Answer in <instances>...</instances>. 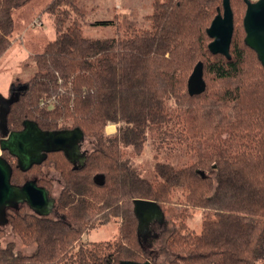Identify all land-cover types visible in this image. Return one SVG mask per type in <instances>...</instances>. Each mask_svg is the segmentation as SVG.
<instances>
[{
	"label": "trees",
	"instance_id": "16d2710c",
	"mask_svg": "<svg viewBox=\"0 0 264 264\" xmlns=\"http://www.w3.org/2000/svg\"><path fill=\"white\" fill-rule=\"evenodd\" d=\"M30 1L0 0V57L11 45L13 13ZM229 1L230 58L208 49L206 29L222 0H151L142 23L122 22L125 14L89 21L80 0L47 1L54 37L32 54L35 71L13 86L3 120L8 130L26 119L44 131L76 130L91 147L79 162L62 148L46 151L25 171L1 151L13 184L34 179L50 190L53 169L62 186L58 216L27 204L5 209L0 233L8 224L32 250L9 241L0 264H264V66L244 41L246 3ZM84 24L114 34L90 37ZM50 96L58 100L52 108L39 105ZM108 123L115 133H105ZM135 142L149 147L154 166L169 165L175 184L132 163ZM150 203L162 212L159 236L139 225ZM197 209L200 228L188 230L183 220ZM116 220L113 240H81Z\"/></svg>",
	"mask_w": 264,
	"mask_h": 264
},
{
	"label": "rangeland",
	"instance_id": "374dc122",
	"mask_svg": "<svg viewBox=\"0 0 264 264\" xmlns=\"http://www.w3.org/2000/svg\"><path fill=\"white\" fill-rule=\"evenodd\" d=\"M47 1L48 0H33L27 3L23 8L27 7L30 9V11L24 16L25 17L24 19L18 15L21 9H19L14 14V16L16 17L15 31L19 33H21L24 27L26 26L28 19H30V17L36 13L35 12L36 9L38 10L40 9L41 21L43 22L44 26H39L37 28H32V27L27 28L23 42L19 41L14 43V40L12 41L11 45L17 46L18 52L16 53V51L15 52L5 51L6 53L4 52L0 58V97L2 98V100H5V102L3 101L0 103V129H2L3 127V116H4L5 106L7 105V101L10 99L13 90L15 91L16 89L13 86H16L17 83L18 84L24 83L27 79H29L33 75L35 71V66L33 63L32 54L39 53L42 50V47L46 43V41L53 38L54 36L51 21L47 13L41 10L42 6H44V4ZM80 1L85 6V8L88 9L86 20L89 21L99 20V19H112L115 18L116 16L115 14H120V15L125 14V17H123V19L121 20L122 22L128 21V19L136 17L139 20V22L142 23L145 22L142 21L143 19H141L143 18V15L151 10V0H80ZM131 16H135V17H131ZM83 32L87 36L101 38V37L113 35L114 27L108 25L92 26V25L84 24ZM54 104L55 103H51L49 107L52 108ZM109 126L111 128L112 127L114 128L112 124ZM112 130L113 129L108 130L107 128H105V133L112 134ZM75 136L77 135L75 134ZM81 146L82 147L88 146L87 148L91 147V145L87 142V140L81 142ZM128 155L131 158L132 163L136 165L141 172L144 173L147 172L146 175L150 176V174L154 169L156 170V172L159 173V175H162L165 178H167L171 184H175V176L172 174L169 165L158 164L154 166V161L150 158V149L148 146H146L145 148L143 144H140L139 142H135L132 148H130L127 151V156ZM49 175L52 178V184L50 190L53 196L55 197L59 193L62 184L59 182L58 174L53 169L50 170ZM201 219H202V210L197 209L192 211V214L187 218H185L183 221L184 223H186V227L189 228L188 230L194 229L198 231L200 228ZM0 220H4L3 209L0 210ZM118 226H119V221L117 220L110 221L107 224H101L95 228H92L84 232L81 237V240L83 241L113 240V238H115L117 235ZM149 227H151L152 231L156 232L157 236H159L160 226L158 225V223H156L155 220L149 224ZM184 230L188 231L186 228ZM154 240L156 241H154L153 247L155 249H158L159 240L158 241L157 239ZM9 241H16V246L22 248L24 251L26 250V252H30L32 250L31 247H23L21 244H19L17 237L11 232L9 225L5 224L3 225V231H1L0 233V245L3 246ZM156 258L157 260L158 259L163 260L165 256L163 253H160L159 256Z\"/></svg>",
	"mask_w": 264,
	"mask_h": 264
},
{
	"label": "water",
	"instance_id": "95a60500",
	"mask_svg": "<svg viewBox=\"0 0 264 264\" xmlns=\"http://www.w3.org/2000/svg\"><path fill=\"white\" fill-rule=\"evenodd\" d=\"M246 3L243 16L245 30L244 41L254 48L258 58L264 66V0H244ZM223 9L217 8V13L212 19L206 32L211 40L208 49L211 53H221L230 58V41L233 31V14L229 0H222ZM202 68V62L197 63ZM67 131H44L34 121L26 119L20 130H8L3 120L0 129V210L3 209L5 223V209L16 208L19 204H27L30 209L39 215L53 213L58 216L55 209V198L49 189L40 185L34 179L26 180L22 185L11 182V165L1 156V151L7 150L16 158L17 165L22 170H27L33 163H40L46 151L63 148L67 140ZM41 154V156H40ZM154 203L148 204L138 214L139 225L146 230L151 220H159L162 217L160 209H154ZM123 263V262H122ZM125 264H149L135 261H126Z\"/></svg>",
	"mask_w": 264,
	"mask_h": 264
},
{
	"label": "flooded vegetation",
	"instance_id": "af4514ba",
	"mask_svg": "<svg viewBox=\"0 0 264 264\" xmlns=\"http://www.w3.org/2000/svg\"><path fill=\"white\" fill-rule=\"evenodd\" d=\"M17 91H18L17 89H15V91L13 90L10 99L7 101V105L5 106L4 112H5L6 108H7V106L10 104V101L13 100L15 98V96H17V94H18ZM3 101L5 102V100H2V98L0 97V103L3 102ZM75 134L77 136H75ZM65 136L67 137V140L64 143L63 148L66 149L67 154L69 155V157L73 161H76V162H79L80 160L84 159V157H86V153L88 152V148H87L88 146L82 147L81 146V142H84L87 139H85L84 137L80 136L76 130L67 131ZM87 142H88V140H87ZM40 156H41V154H40ZM49 191H50V194L53 195L51 193V190H49ZM51 214H53V213H51ZM152 221H153V219L151 220V222ZM149 230L152 231L151 227H149Z\"/></svg>",
	"mask_w": 264,
	"mask_h": 264
},
{
	"label": "crops",
	"instance_id": "0c3cea01",
	"mask_svg": "<svg viewBox=\"0 0 264 264\" xmlns=\"http://www.w3.org/2000/svg\"><path fill=\"white\" fill-rule=\"evenodd\" d=\"M33 1V0H32ZM47 3V2H46ZM45 3V4H46ZM44 4V5H45ZM23 7H25V5L23 6ZM23 7H21V8H19V9H21L20 11H19V13H18V15L19 16H21V18H25L24 16L30 11V9L29 8H23ZM33 8V7H32ZM42 8H43V6H42ZM42 8H41V10H42ZM19 9H17L15 12H17ZM15 12L13 13V15L15 14ZM36 13L35 14H33L31 17H30V19H28V22L26 23V26L24 27V29L22 30V32L21 33H19V32H17V31H15V29H14V33H12V38H11V44H12V41L14 40V43H16V42H19V41H21V42H23V39L25 38V32L27 31V28H30V27H32V28H37V27H39V26H34V25H32V22H33V18H39L40 20H41V12H40V9L38 10V9H36V11H35ZM15 17V16H14ZM50 19V18H49ZM15 20H16V17H15ZM51 21V20H50ZM42 22V21H41ZM51 24H52V21H51ZM40 26H44L43 25V22H42V25H40ZM52 28H53V24H52ZM53 32H54V29H53ZM18 37V38H17ZM54 37V36H53ZM22 38V39H21ZM52 39V38H51ZM11 48V49H10ZM10 49V50H9ZM7 51H13V52H15L16 51V53L18 52V48H17V46H12V45H10L9 46V48L6 50V52ZM5 52V53H6ZM35 54V53H34ZM1 58V57H0ZM14 89V88H13ZM12 89V90H13ZM113 125L114 126V128L112 127L111 129H113L112 130V134H113V132L115 131L116 132V130H117V126H116V124L115 123H108L107 125H106V127L105 128H107L108 130H111V129H109L108 128V126L109 125ZM115 129V130H114ZM114 132V133H115Z\"/></svg>",
	"mask_w": 264,
	"mask_h": 264
},
{
	"label": "built area",
	"instance_id": "2783aa9c",
	"mask_svg": "<svg viewBox=\"0 0 264 264\" xmlns=\"http://www.w3.org/2000/svg\"><path fill=\"white\" fill-rule=\"evenodd\" d=\"M32 25L40 26V25H42V22H41V20L39 18H35L33 20V22H32ZM57 102H58V100L56 99L55 96H50V97H48L46 99L40 100L39 105L40 106H49L51 103H57Z\"/></svg>",
	"mask_w": 264,
	"mask_h": 264
},
{
	"label": "bare ground",
	"instance_id": "6f19581e",
	"mask_svg": "<svg viewBox=\"0 0 264 264\" xmlns=\"http://www.w3.org/2000/svg\"><path fill=\"white\" fill-rule=\"evenodd\" d=\"M108 128L110 129L111 127H110V126H108Z\"/></svg>",
	"mask_w": 264,
	"mask_h": 264
}]
</instances>
